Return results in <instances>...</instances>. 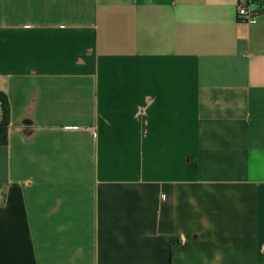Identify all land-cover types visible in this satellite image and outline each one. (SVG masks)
<instances>
[{"label": "crops", "instance_id": "0c3cea01", "mask_svg": "<svg viewBox=\"0 0 264 264\" xmlns=\"http://www.w3.org/2000/svg\"><path fill=\"white\" fill-rule=\"evenodd\" d=\"M243 1L0 0V264H264Z\"/></svg>", "mask_w": 264, "mask_h": 264}, {"label": "built area", "instance_id": "2783aa9c", "mask_svg": "<svg viewBox=\"0 0 264 264\" xmlns=\"http://www.w3.org/2000/svg\"><path fill=\"white\" fill-rule=\"evenodd\" d=\"M264 14V3L256 0H246L238 7L237 18L240 22H250Z\"/></svg>", "mask_w": 264, "mask_h": 264}, {"label": "trees", "instance_id": "16d2710c", "mask_svg": "<svg viewBox=\"0 0 264 264\" xmlns=\"http://www.w3.org/2000/svg\"><path fill=\"white\" fill-rule=\"evenodd\" d=\"M0 110L3 113V120L0 123V146L7 145L8 127L10 122V105L7 97L0 93Z\"/></svg>", "mask_w": 264, "mask_h": 264}, {"label": "water", "instance_id": "95a60500", "mask_svg": "<svg viewBox=\"0 0 264 264\" xmlns=\"http://www.w3.org/2000/svg\"><path fill=\"white\" fill-rule=\"evenodd\" d=\"M3 120V113H2V110H0V123L2 122Z\"/></svg>", "mask_w": 264, "mask_h": 264}]
</instances>
